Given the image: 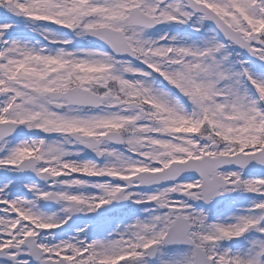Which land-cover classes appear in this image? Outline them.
Returning a JSON list of instances; mask_svg holds the SVG:
<instances>
[{"label": "snow or ice", "instance_id": "1", "mask_svg": "<svg viewBox=\"0 0 264 264\" xmlns=\"http://www.w3.org/2000/svg\"><path fill=\"white\" fill-rule=\"evenodd\" d=\"M0 264H264V0H0Z\"/></svg>", "mask_w": 264, "mask_h": 264}]
</instances>
